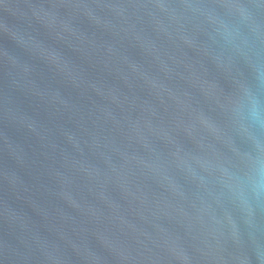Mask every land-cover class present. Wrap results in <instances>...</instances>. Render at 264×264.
<instances>
[{
	"label": "water",
	"instance_id": "95a60500",
	"mask_svg": "<svg viewBox=\"0 0 264 264\" xmlns=\"http://www.w3.org/2000/svg\"><path fill=\"white\" fill-rule=\"evenodd\" d=\"M254 107L264 0H0V264H264Z\"/></svg>",
	"mask_w": 264,
	"mask_h": 264
},
{
	"label": "clouds",
	"instance_id": "9594fccd",
	"mask_svg": "<svg viewBox=\"0 0 264 264\" xmlns=\"http://www.w3.org/2000/svg\"><path fill=\"white\" fill-rule=\"evenodd\" d=\"M253 118L258 122L264 123L260 119L259 109L253 108ZM239 183L245 184L250 189L256 200L264 198V159L256 161L251 173L245 178H237ZM239 195H243V190H240Z\"/></svg>",
	"mask_w": 264,
	"mask_h": 264
}]
</instances>
